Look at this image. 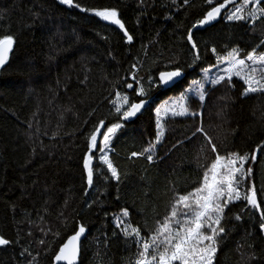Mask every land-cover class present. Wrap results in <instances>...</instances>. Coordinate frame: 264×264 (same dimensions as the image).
Masks as SVG:
<instances>
[{"label":"trees","instance_id":"16d2710c","mask_svg":"<svg viewBox=\"0 0 264 264\" xmlns=\"http://www.w3.org/2000/svg\"><path fill=\"white\" fill-rule=\"evenodd\" d=\"M74 3L116 8L132 41L118 26L59 0H0V36L15 39L0 67V236L10 241L0 246V264H53L60 245L80 225L88 230L80 264H133L137 247L115 224L122 208L129 210L127 221L142 234L154 229L167 215L174 191L198 186L201 165L214 159L204 133L221 154H251L264 143V93L242 95L246 86L233 77L231 86H207L203 105L190 100L199 116L166 118L151 162L147 154L131 156L155 139V106L199 79L201 68L216 64L212 47L221 55L233 47L246 55L264 39V18L249 24L222 17L193 31L200 60L184 67L174 87L150 88L149 75L155 79L158 71L191 62L187 29L210 5L204 0L187 5L184 0ZM131 72L154 101L138 118L120 121L109 153L119 181L94 159V169L102 168L104 174L94 170L89 186L83 169L86 137L99 120L106 125L118 121L110 102L117 99L116 92L127 94L130 101L141 98L125 85L133 82ZM197 126L204 133L193 136ZM257 156L252 183L264 209V151ZM259 223V213L246 209L244 202L230 204L213 264H264Z\"/></svg>","mask_w":264,"mask_h":264},{"label":"snow or ice","instance_id":"6c2138e0","mask_svg":"<svg viewBox=\"0 0 264 264\" xmlns=\"http://www.w3.org/2000/svg\"><path fill=\"white\" fill-rule=\"evenodd\" d=\"M173 2L175 3V0ZM204 2L210 7L203 13L202 18L197 19L187 29L185 37L187 44L190 45L191 62L184 66L177 64L168 70L158 71L155 79L149 75L150 88L174 87L182 77L184 67L190 68L200 60L198 43L194 39V29L205 27L221 17L228 22L249 24H254L258 19L264 18V6H262L264 0H222V2L204 0ZM59 3L69 7L74 6L81 12L92 13L100 20L118 26L127 41H132L133 38L125 29L116 8H86L79 3H74V0H59ZM188 3L189 0H184L185 5ZM14 43L15 39L12 35L0 36V66L8 60ZM261 45H264V39H261L244 56H241V51L237 47H233L224 55L219 54L216 48L212 47L210 51L216 57V64L201 68L199 79H192L188 87L180 92L178 98H169L172 100L171 105L158 104L154 108L155 139L141 152H132L131 156L139 157L147 154L146 159L151 162L155 146L165 134L161 119L162 111L165 116L170 114L172 117L199 116V112L192 111L189 102L192 99H198L203 105L206 101L207 85L214 88L221 83H226L231 86L233 77H237L246 85L242 95L264 93V51H258ZM172 63V61L169 62V64ZM222 65L226 66L221 67ZM132 68L137 69V65L133 64ZM213 69L216 71L213 72ZM129 76L133 82L125 81L126 87L134 89L135 95L141 98L138 102L130 101L127 94L116 92L117 100L110 102L113 104L114 113L118 115V121L106 125L105 120L101 119L86 137L87 151L83 155V169L89 186H92L94 182V170L97 175L104 174L102 168L94 169V159H98L102 165L106 166L111 179L119 181L118 169L108 155L109 145L113 136L122 127L120 121L135 117L149 102L148 92L142 86L141 80L137 79L135 72L129 73ZM102 129L105 130L102 131ZM196 133H204L203 127L197 126L192 135L195 136ZM98 136L102 138L98 139ZM204 136L214 154V159L206 167L201 165L204 171L198 186L185 193L174 191V199L170 203L167 215L162 220L156 221L154 229L142 234L139 226L127 221L126 218L130 215L127 208H122V215L116 218L115 224L121 234L126 239H131L137 247L133 264H213L221 234L225 232L222 225L225 210L237 201L244 202L246 209L259 213V227L261 231H264V209L258 201L257 189L252 183L254 174L252 165L258 159L257 151H264V143L257 145L251 154L247 152L241 154L236 151L221 154L211 138L206 133ZM240 218L239 215L236 216L237 220ZM85 231V227L80 225L78 230H75L74 234L69 235L67 240L60 245L53 258L57 264L58 262L76 264L80 238ZM9 243V240L0 236V246Z\"/></svg>","mask_w":264,"mask_h":264},{"label":"water","instance_id":"95a60500","mask_svg":"<svg viewBox=\"0 0 264 264\" xmlns=\"http://www.w3.org/2000/svg\"><path fill=\"white\" fill-rule=\"evenodd\" d=\"M222 19V17L221 18H218L216 21H214V22H212L211 24H209V25H207V26H205V27H198L197 29H194L193 31H195V30H203V29H206V28H208V27H210V26H212V25H214L215 23H217L218 21H220ZM7 62V61H6ZM0 67H2V66H0ZM184 76V74L182 75V77ZM148 103L146 104V106L141 110V112L140 113H137V115L135 116V117H133L132 119H136V118H138L148 107H150L151 106V104L153 103V101H154V99L153 98H150V99H148ZM103 130V129H102ZM86 229V228H85ZM87 234H88V230L86 229V231H85V233L84 234H82V236H81V238H80V247H79V253H78V257H77V261H76V264H80V256H81V246H82V242L84 241V239L86 238V236H87ZM53 264H57V262H55L54 260H53ZM58 264H63V262H58Z\"/></svg>","mask_w":264,"mask_h":264},{"label":"rangeland","instance_id":"374dc122","mask_svg":"<svg viewBox=\"0 0 264 264\" xmlns=\"http://www.w3.org/2000/svg\"><path fill=\"white\" fill-rule=\"evenodd\" d=\"M224 66H226V65H222L221 67H224ZM213 72H215L216 71V69H213L212 70ZM237 78V77H236ZM239 79V78H238ZM207 86H209V85H207ZM246 86V85H245ZM179 97V94L177 95V96H174V97H171V98H173V99H176V98H178ZM117 100V99H116ZM165 104H168V105H171L172 104V100H170V99H167V100H165V101H162V102H160L159 103V105H165ZM158 105V104H157ZM156 105V106H157ZM155 106V107H156ZM168 117H172L170 114L169 115H167V116H165L164 115V113H163V111H162V113H161V119H162V123L164 124V121L166 120V118H168ZM115 136V135H114ZM114 136H113V138H114ZM113 138H112V140H113ZM112 142V141H111ZM111 144V143H110ZM99 153V152H98ZM109 153H110V145H109V150H108V155H109ZM93 162H94V160H93ZM98 162V159L96 160V163Z\"/></svg>","mask_w":264,"mask_h":264}]
</instances>
